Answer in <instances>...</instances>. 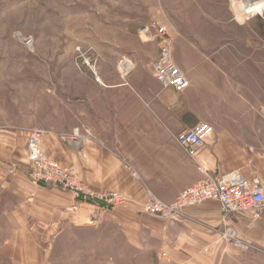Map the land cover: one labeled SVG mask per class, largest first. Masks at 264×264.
<instances>
[{
	"label": "crops",
	"instance_id": "1",
	"mask_svg": "<svg viewBox=\"0 0 264 264\" xmlns=\"http://www.w3.org/2000/svg\"><path fill=\"white\" fill-rule=\"evenodd\" d=\"M229 12L231 19L225 25L232 24L235 30L216 32L221 36L216 46L198 31L189 44L170 35L174 60L190 81L183 93L165 89L153 78L150 64L158 58L159 46L141 39L140 50L155 51L149 64L142 65L134 52L125 73L123 67L120 72L98 65L96 59L97 78L92 70H82L79 127H72L67 118L66 123L47 128L42 149L49 158L76 169L92 191H117L130 200L105 212L92 210L97 217L94 226L108 222L120 226L134 253L130 260L107 264H264V215L253 221L241 214H224L219 203L208 201L171 227L140 208L149 193L172 202L183 190L203 182L206 174L238 172L247 180L258 177L264 182V14L240 21L238 9ZM61 112L66 113L64 108ZM201 123L214 133L190 155L176 136ZM76 128L82 131L80 149L67 140ZM0 147L10 162L23 154L17 132L0 133ZM10 189L18 201L11 213L15 227L3 253L12 264H51V246L42 242L60 237L73 222L68 209L75 197L35 184L29 177ZM231 231L261 252L237 249L225 237ZM153 237L158 246L152 248ZM135 252L142 260H133Z\"/></svg>",
	"mask_w": 264,
	"mask_h": 264
},
{
	"label": "rangeland",
	"instance_id": "2",
	"mask_svg": "<svg viewBox=\"0 0 264 264\" xmlns=\"http://www.w3.org/2000/svg\"><path fill=\"white\" fill-rule=\"evenodd\" d=\"M259 1H251V5L264 0ZM239 3L240 0H0V133L17 132L23 153L10 162L3 158L0 147V264H12L2 248L15 227L11 213L18 196L10 187L13 189L15 183L29 177L25 153L28 130L47 131L56 123H66L67 118L72 127L80 123L82 70H90L82 57L89 59L92 66L99 60L98 65L104 63L106 68L120 72L123 67L127 69L125 73L132 66L128 60H132L134 52L142 65L149 64L156 56L152 47L140 50L144 26L167 27L169 35L188 44L197 37V31L202 32L216 46L221 38L216 32H234L232 24L231 28L225 24L231 19L229 8L237 9ZM57 110L61 114L57 115ZM71 136L67 140L80 149L82 131L76 128ZM70 209L73 222L64 232L61 230L62 235L42 242L51 246V264H107L110 260L125 262L134 255L120 226L108 222L97 228L88 214H82L84 211L74 214ZM150 243L152 248L158 246L154 237ZM139 255L135 252L133 260H142Z\"/></svg>",
	"mask_w": 264,
	"mask_h": 264
},
{
	"label": "built area",
	"instance_id": "3",
	"mask_svg": "<svg viewBox=\"0 0 264 264\" xmlns=\"http://www.w3.org/2000/svg\"><path fill=\"white\" fill-rule=\"evenodd\" d=\"M251 1L256 0H240L237 9L241 11L244 7L252 9L258 6L257 8L260 9L255 15L263 16L264 1L254 5H251ZM141 35V39L144 38L142 40L146 42L154 40L159 46L158 58L150 64L153 78L165 89H172L176 93L186 91L190 87V81L174 60V40L170 37L167 28L144 26ZM82 58L84 65L96 76L94 65L92 66L89 59ZM28 131L26 151L29 178L35 184L53 186L70 192L75 197L71 212L78 214L84 211L82 214H88L91 223H97V217L92 212L94 208L105 212L127 205L128 201L124 194L117 191L94 192L80 180L76 170H66L50 160L42 149L46 131L38 128ZM213 133L214 130L210 125L201 123L179 133L176 142L186 153L195 155L205 146L207 139ZM208 201L219 203L224 214H241L253 221L258 220L264 215V182L258 177L247 180L238 172L224 176L206 174L203 182L183 190L172 202H165L149 193L146 201L141 205V211L158 217L168 226L173 227L182 222L192 208ZM225 237L242 252H261L259 246L241 240L236 231L229 232Z\"/></svg>",
	"mask_w": 264,
	"mask_h": 264
},
{
	"label": "bare ground",
	"instance_id": "4",
	"mask_svg": "<svg viewBox=\"0 0 264 264\" xmlns=\"http://www.w3.org/2000/svg\"><path fill=\"white\" fill-rule=\"evenodd\" d=\"M258 6L254 7V8H248V7H244L242 8L243 10H238V20H243V18L245 17H249V16H253L256 14V11L259 10L260 8H257ZM257 8V9H256ZM126 72V71H125Z\"/></svg>",
	"mask_w": 264,
	"mask_h": 264
}]
</instances>
